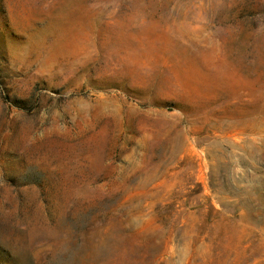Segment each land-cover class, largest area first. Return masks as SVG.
Here are the masks:
<instances>
[{
	"label": "rangeland",
	"instance_id": "1",
	"mask_svg": "<svg viewBox=\"0 0 264 264\" xmlns=\"http://www.w3.org/2000/svg\"><path fill=\"white\" fill-rule=\"evenodd\" d=\"M0 264H264V0H0Z\"/></svg>",
	"mask_w": 264,
	"mask_h": 264
}]
</instances>
